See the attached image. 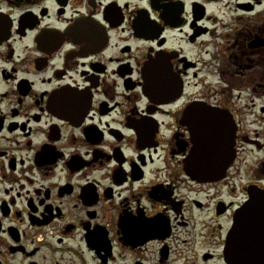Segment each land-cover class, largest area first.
<instances>
[{
  "label": "flooded vegetation",
  "instance_id": "af4514ba",
  "mask_svg": "<svg viewBox=\"0 0 264 264\" xmlns=\"http://www.w3.org/2000/svg\"><path fill=\"white\" fill-rule=\"evenodd\" d=\"M258 197L264 0H0V264H264Z\"/></svg>",
  "mask_w": 264,
  "mask_h": 264
},
{
  "label": "water",
  "instance_id": "95a60500",
  "mask_svg": "<svg viewBox=\"0 0 264 264\" xmlns=\"http://www.w3.org/2000/svg\"><path fill=\"white\" fill-rule=\"evenodd\" d=\"M185 117L191 118L187 125L195 143L194 151L191 154L190 173L194 177L208 178L210 174L217 171L216 169L220 165L221 170L225 171L230 163L233 144L234 129L231 122L222 113L208 110L193 113L190 109ZM243 210H264V197L253 199ZM251 219L253 220V218ZM235 232L236 229L232 236V248L235 247Z\"/></svg>",
  "mask_w": 264,
  "mask_h": 264
}]
</instances>
